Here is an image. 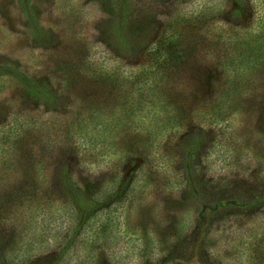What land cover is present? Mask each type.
<instances>
[{
    "label": "trees",
    "instance_id": "16d2710c",
    "mask_svg": "<svg viewBox=\"0 0 264 264\" xmlns=\"http://www.w3.org/2000/svg\"><path fill=\"white\" fill-rule=\"evenodd\" d=\"M131 1L114 0L109 40L117 71L84 75L90 82L62 80L67 93L76 89L67 94L74 105L69 119L55 121L51 131L46 118L28 126L39 142L23 169L15 168L20 158L6 156L7 169H14L0 171V264H183V251L173 250L190 242L196 220L172 232L170 251L132 243L138 234L128 226V212L158 175L163 180L154 189L186 191L206 205L243 201L224 196L238 183L228 170L232 161L216 172L209 152L222 121L263 99L264 0H220L197 15L193 31L159 29L161 16ZM153 21L150 37L141 24ZM196 58L214 70L205 93L191 88L187 67ZM8 69L25 94L52 106L54 119L66 114L55 87L17 66ZM205 128L213 130L209 139ZM78 164L86 182L75 175ZM100 175H106L101 184ZM198 252L195 259L210 264L208 254Z\"/></svg>",
    "mask_w": 264,
    "mask_h": 264
},
{
    "label": "rangeland",
    "instance_id": "374dc122",
    "mask_svg": "<svg viewBox=\"0 0 264 264\" xmlns=\"http://www.w3.org/2000/svg\"><path fill=\"white\" fill-rule=\"evenodd\" d=\"M131 2L145 10L150 7L160 15L164 22L159 29L193 31L200 26V22L194 21L197 15L206 7L208 11L214 9V3L217 5L220 0ZM115 9L114 0H0V148L4 145L0 151V171L13 168L7 169V155L20 158L15 167L17 171L24 167L20 164L34 157L39 139L36 133L28 132V126L38 125L46 118L45 121L51 120L47 125L51 131L55 123L69 119L64 117L74 105L67 94L76 89L67 93L62 80L74 76L90 82L84 75L97 73L99 69L108 73L117 71V58L109 40ZM135 19L128 24L134 25ZM153 22L141 24L150 37L157 24ZM10 64L51 89L55 87L59 103L63 105L58 109L65 110L66 114L54 119L52 106L25 94L18 76L8 69ZM187 71L194 79L192 90L203 88L205 93L214 73L210 64L196 58L189 63ZM106 80L109 85L111 76ZM259 81V90L264 95V76ZM218 128L214 129L215 143L209 152L213 158L211 168L217 172L224 167V161H232L228 170L234 172L231 177L238 183L224 196L243 201L227 198L226 206L223 203L206 205L202 200L193 201L186 191L164 186L154 189L163 180L158 175L153 179L156 184L150 186L151 192L137 198L128 212V226H134L138 234L137 239H132L133 244H145L147 251H170L176 241L173 231L196 220L197 229L190 242H183L173 250L183 251L179 256L183 264L203 263L195 259L193 251L208 254L210 264H264V96L234 111ZM205 132L207 139L213 135L212 129L205 128ZM75 175L87 181L88 176L79 164ZM100 176L99 184L106 179V175ZM258 180L263 182L254 184ZM88 183L91 185V181ZM248 204L250 207H243ZM17 236H13L14 240L19 239Z\"/></svg>",
    "mask_w": 264,
    "mask_h": 264
}]
</instances>
